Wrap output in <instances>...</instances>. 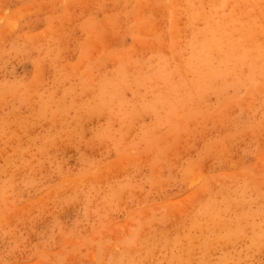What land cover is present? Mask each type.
<instances>
[{
    "label": "rangeland",
    "instance_id": "obj_1",
    "mask_svg": "<svg viewBox=\"0 0 264 264\" xmlns=\"http://www.w3.org/2000/svg\"><path fill=\"white\" fill-rule=\"evenodd\" d=\"M263 5L0 0V264H264Z\"/></svg>",
    "mask_w": 264,
    "mask_h": 264
},
{
    "label": "bare ground",
    "instance_id": "obj_2",
    "mask_svg": "<svg viewBox=\"0 0 264 264\" xmlns=\"http://www.w3.org/2000/svg\"><path fill=\"white\" fill-rule=\"evenodd\" d=\"M259 10L264 14V5L263 6H259ZM240 38H245V37L242 35Z\"/></svg>",
    "mask_w": 264,
    "mask_h": 264
}]
</instances>
